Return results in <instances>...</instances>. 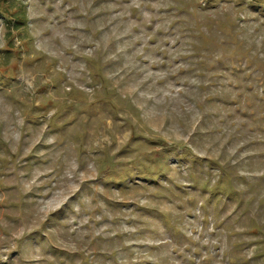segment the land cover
Segmentation results:
<instances>
[{
  "label": "rangeland",
  "instance_id": "obj_1",
  "mask_svg": "<svg viewBox=\"0 0 264 264\" xmlns=\"http://www.w3.org/2000/svg\"><path fill=\"white\" fill-rule=\"evenodd\" d=\"M0 264H264V0H0Z\"/></svg>",
  "mask_w": 264,
  "mask_h": 264
}]
</instances>
